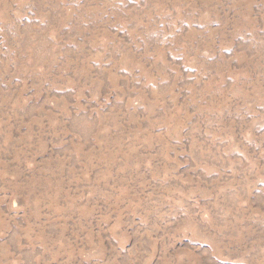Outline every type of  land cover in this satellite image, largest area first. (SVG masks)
Listing matches in <instances>:
<instances>
[{"label":"rangeland","instance_id":"374dc122","mask_svg":"<svg viewBox=\"0 0 264 264\" xmlns=\"http://www.w3.org/2000/svg\"><path fill=\"white\" fill-rule=\"evenodd\" d=\"M0 264H264V0H0Z\"/></svg>","mask_w":264,"mask_h":264}]
</instances>
